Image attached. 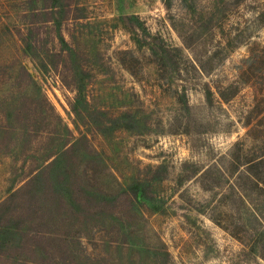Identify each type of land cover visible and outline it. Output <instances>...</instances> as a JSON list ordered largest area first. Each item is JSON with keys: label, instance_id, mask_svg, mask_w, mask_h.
I'll use <instances>...</instances> for the list:
<instances>
[{"label": "rangeland", "instance_id": "374dc122", "mask_svg": "<svg viewBox=\"0 0 264 264\" xmlns=\"http://www.w3.org/2000/svg\"><path fill=\"white\" fill-rule=\"evenodd\" d=\"M64 1L0 0V203L34 178L0 221L38 193L51 235L13 237L0 264H264V0H70L73 46L52 37Z\"/></svg>", "mask_w": 264, "mask_h": 264}, {"label": "trees", "instance_id": "16d2710c", "mask_svg": "<svg viewBox=\"0 0 264 264\" xmlns=\"http://www.w3.org/2000/svg\"><path fill=\"white\" fill-rule=\"evenodd\" d=\"M165 5V3H164ZM167 5H165L166 7ZM63 7H65L66 12L63 11L61 19H56L54 21V26L57 25L56 27V34L53 35V40L57 44H65V45H70L73 46L77 42V30L76 28V20L77 17L73 16V11H70L72 8V5L70 3V0H65ZM131 17L135 18L134 15H123V21L124 23L128 26L130 32H132V37L134 41L136 42L138 47H141L143 45L142 40H145L147 36H150V34L146 33L145 31L139 29L137 25H135L131 21ZM138 19V17H137ZM33 24V23H32ZM32 24H29V26L25 29L23 33V41H24V49L27 50L29 49L35 42H37V37L34 35L35 34V28L33 27ZM34 26L37 27V25L34 24ZM39 27V26H38ZM37 27V28H38ZM44 27V26H41ZM74 28V29H73ZM54 27H52V30ZM157 39L159 42L157 45H154V47H149L151 50L152 54L157 55L158 60L156 64H159L158 68H161L164 70L165 68H172L171 67V62L174 64H177L176 61L170 57H172L174 51L177 50V47H174L170 43H168L164 38H162L160 35H156ZM121 53L125 55H131V50L130 49H125ZM132 59H126V58H121L122 64H124L125 67H127L132 73L135 72V64L133 61L136 62V58L132 56ZM167 60L170 61L167 63ZM65 86V85H64ZM176 92V91H175ZM178 94V92H176ZM78 95H82L81 91H78L74 99L78 97ZM205 95L208 101L212 99L213 96V91L211 90L209 85H206L205 87ZM73 143V142H72ZM73 148V144L69 145L63 151L60 153V155H65L69 149ZM70 151V150H69ZM51 168L52 170L55 168H62L64 165L62 164V161L56 157H54L51 160ZM47 174V173H46ZM65 172H62V177L60 180V187H64L65 189H68V182L69 178L68 177H63ZM34 178L28 179L25 182L22 183L21 188L18 190L14 191L11 193L5 201H9L11 198L15 197V195H18L20 191H26L27 187L30 185V183L33 181ZM126 194H128L131 198H138L142 197L144 199H151L152 194H151V185L149 182H144V181H136L135 183H131L127 186V188L124 191ZM29 198H32V200L29 201V207L27 211L29 212L27 215H24L21 217H10L13 218L11 221L7 222L6 217L4 220L5 221H0V257L3 256V253L5 248H11L9 247L10 244L9 242L12 241L13 237H17V239L21 242H24V248L27 251H30L29 246H31L32 242H38L43 239L51 238L50 233L48 231H45L40 227V220L38 218V215L36 217L35 208L38 205L37 197L38 193H29L28 194ZM4 201V202H5ZM3 202V203H4ZM3 203H0V207L3 205ZM1 210V209H0ZM27 243V244H26ZM7 246V247H5ZM17 249V248H16ZM10 257L8 256L6 259H9ZM55 264V263H54Z\"/></svg>", "mask_w": 264, "mask_h": 264}]
</instances>
